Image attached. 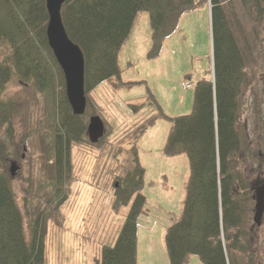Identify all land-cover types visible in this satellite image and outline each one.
<instances>
[{
	"label": "trees",
	"instance_id": "1",
	"mask_svg": "<svg viewBox=\"0 0 264 264\" xmlns=\"http://www.w3.org/2000/svg\"><path fill=\"white\" fill-rule=\"evenodd\" d=\"M241 1L249 2L259 14L264 13L263 0ZM205 2L207 0H64L60 11L64 28L80 47L84 58L87 104L100 83L114 78L124 84L120 80L117 54L137 12H148L151 46L147 56L154 57L159 54L165 38L175 30L180 15ZM208 2L209 75L196 82L192 112L168 117L173 122L164 152L167 155L185 153L190 173L182 214L166 232L167 251L170 264H184L191 254L205 264H242V261L259 264L255 237L252 230L247 229L253 184L247 183L241 167L254 157L253 149L259 145L264 149V132L253 141L240 124L244 95L250 84L244 57L222 0ZM47 21L44 0H0V42L7 43L11 50V63L6 58L0 62V87L12 73L21 83L30 81L35 102L42 103L44 120L33 124L25 116L29 127L25 139L34 134L42 135L45 153L53 166L51 176L35 183L31 179L23 188L24 209L34 226L30 242L25 238L21 210L8 178L0 176V264H51L44 244L45 223L48 219L56 222L63 219L60 207L68 197L72 177L71 149L84 143L87 135L86 109L81 115L73 114L67 101L63 72L47 42ZM154 103L153 95L149 94L147 102L128 105L132 111L140 112L143 105ZM19 108L14 102L0 100V124L10 123L15 115L22 117ZM157 116L167 117L161 110L149 113L127 126L121 134L126 138L122 151L126 152L132 166L122 171L121 183L114 187V205L126 204L134 197L114 244L102 247L99 264H136L137 220L145 211V198L140 192L144 167L136 143ZM104 125L106 132L102 140L109 134L115 137L114 125L110 121ZM257 164L254 169L263 167L262 158Z\"/></svg>",
	"mask_w": 264,
	"mask_h": 264
},
{
	"label": "rangeland",
	"instance_id": "2",
	"mask_svg": "<svg viewBox=\"0 0 264 264\" xmlns=\"http://www.w3.org/2000/svg\"><path fill=\"white\" fill-rule=\"evenodd\" d=\"M222 4L231 20L250 83L244 95L240 124L255 141L257 135L264 132V13L259 14L246 1L222 0ZM209 9L207 0L182 13L175 30L165 38L159 54L154 57L147 56L151 46L148 12L139 11L135 15L117 54L120 80L124 84L114 78L100 83L90 94L86 106L87 123L91 115H99L103 121L107 118L104 124L110 121L116 128V135H106L104 140L101 138L96 143L89 141L86 135L84 143L72 147V177L68 197L60 207L63 219L60 222L48 219L46 225L41 222L45 225L44 244L51 264H99L102 247L114 244L134 197L126 204L114 205V187L121 183L122 171L132 166L126 152L122 151V147H126V138L121 134L140 117L160 110L167 117L157 116L136 143L144 167L140 192L145 198V211L137 220L136 264H170L166 232L182 214L190 165L185 153L167 155L164 152L173 122L168 117L192 112L196 82L209 75ZM10 55L9 45L0 42V62L6 58L10 64ZM29 84L30 81L21 83L12 73L0 87V100L14 102L22 114V117L15 115L10 123L0 124V176L8 178L21 210L28 242L34 226L24 209L23 188L30 181L39 182L53 173L45 153V138L34 134L25 139L29 131L25 116L33 124L39 119L44 120L40 109L42 103L35 102ZM149 94L153 95L159 108L154 103L143 105L140 112L130 109L128 104L145 103ZM56 96L60 97L59 92ZM253 150L254 157L241 167L249 185L258 183L264 176V149L259 145ZM261 158L262 171L261 168L254 169ZM11 161L17 165L13 176L9 171ZM253 203L248 212L247 229H251L255 237L259 264H264V214L260 224H255ZM184 264L205 263L191 254Z\"/></svg>",
	"mask_w": 264,
	"mask_h": 264
},
{
	"label": "water",
	"instance_id": "3",
	"mask_svg": "<svg viewBox=\"0 0 264 264\" xmlns=\"http://www.w3.org/2000/svg\"><path fill=\"white\" fill-rule=\"evenodd\" d=\"M48 13L46 38L53 55L64 76L65 93L73 114L81 115L85 111L84 94V58L80 47L67 35L61 18V6L64 0H44ZM86 132L91 142H96L104 133V122L99 115H91ZM17 169L15 161L9 166L10 175ZM254 204L252 220L259 225L264 213V176L253 186Z\"/></svg>",
	"mask_w": 264,
	"mask_h": 264
}]
</instances>
